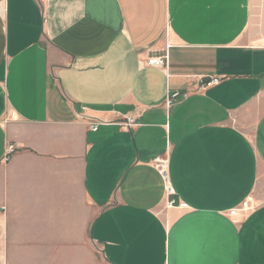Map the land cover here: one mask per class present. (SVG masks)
I'll return each mask as SVG.
<instances>
[{
    "label": "crops",
    "instance_id": "crops-1",
    "mask_svg": "<svg viewBox=\"0 0 264 264\" xmlns=\"http://www.w3.org/2000/svg\"><path fill=\"white\" fill-rule=\"evenodd\" d=\"M257 12L259 0H0V264H264ZM165 54L167 69L148 65ZM125 116L138 125L122 129ZM166 157L188 210L166 208ZM248 198L258 207L241 212Z\"/></svg>",
    "mask_w": 264,
    "mask_h": 264
},
{
    "label": "built area",
    "instance_id": "built-area-1",
    "mask_svg": "<svg viewBox=\"0 0 264 264\" xmlns=\"http://www.w3.org/2000/svg\"><path fill=\"white\" fill-rule=\"evenodd\" d=\"M168 60H169V56L168 54H165L164 56L161 57H156L153 59L148 60V65L149 66H153V67H157V68H162V69H167L168 68ZM222 77H215V78H209L208 80H206L204 82V80L201 81V86L199 87L200 91H205L207 90L209 87L211 86H215V85H219L220 82L222 81ZM181 97L180 93H174L170 96H168L167 100H166V105L167 106H172L178 98ZM119 126L124 129V130H131L132 128L136 127L138 125L137 119L135 117H131V116H125L122 117V119L118 122ZM92 129L94 131L97 130V126H92ZM16 150V146L11 145L8 148L7 154H6V158L5 161H9L10 160V156L15 152ZM154 163L156 165L157 170L159 171V173L161 174V176L163 177L164 183H165V195H166V208L167 209H181V210H188L189 206L184 203L179 201L176 196V192L171 184L170 181V177H169V159L168 157L164 158V159H155ZM258 204L257 202H254L251 198H248V200H246L242 207L240 208L241 212H250V211H254L255 209H257Z\"/></svg>",
    "mask_w": 264,
    "mask_h": 264
},
{
    "label": "rangeland",
    "instance_id": "rangeland-1",
    "mask_svg": "<svg viewBox=\"0 0 264 264\" xmlns=\"http://www.w3.org/2000/svg\"><path fill=\"white\" fill-rule=\"evenodd\" d=\"M256 15L257 17L253 18L256 21L255 25L253 22V26L249 28L247 39L250 43L264 45V0H259V12ZM256 39L259 40L257 41Z\"/></svg>",
    "mask_w": 264,
    "mask_h": 264
}]
</instances>
